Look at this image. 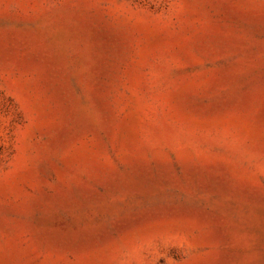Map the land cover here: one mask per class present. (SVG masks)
I'll list each match as a JSON object with an SVG mask.
<instances>
[{"label": "rangeland", "instance_id": "1", "mask_svg": "<svg viewBox=\"0 0 264 264\" xmlns=\"http://www.w3.org/2000/svg\"><path fill=\"white\" fill-rule=\"evenodd\" d=\"M0 264H264V0H0Z\"/></svg>", "mask_w": 264, "mask_h": 264}]
</instances>
